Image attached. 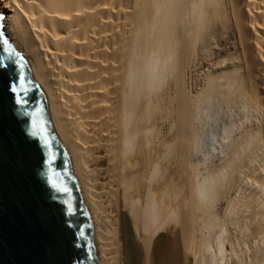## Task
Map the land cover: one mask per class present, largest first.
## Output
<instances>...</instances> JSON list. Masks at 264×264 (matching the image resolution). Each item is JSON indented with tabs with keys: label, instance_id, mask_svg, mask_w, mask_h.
Here are the masks:
<instances>
[{
	"label": "bare ground",
	"instance_id": "obj_1",
	"mask_svg": "<svg viewBox=\"0 0 264 264\" xmlns=\"http://www.w3.org/2000/svg\"><path fill=\"white\" fill-rule=\"evenodd\" d=\"M0 11L47 97L100 264H264V0ZM193 56L222 71L191 96Z\"/></svg>",
	"mask_w": 264,
	"mask_h": 264
},
{
	"label": "water",
	"instance_id": "obj_2",
	"mask_svg": "<svg viewBox=\"0 0 264 264\" xmlns=\"http://www.w3.org/2000/svg\"><path fill=\"white\" fill-rule=\"evenodd\" d=\"M4 18L0 11V264H100L47 97L3 30ZM53 181L59 189L51 187ZM65 187L66 193L60 190Z\"/></svg>",
	"mask_w": 264,
	"mask_h": 264
},
{
	"label": "rangeland",
	"instance_id": "obj_3",
	"mask_svg": "<svg viewBox=\"0 0 264 264\" xmlns=\"http://www.w3.org/2000/svg\"><path fill=\"white\" fill-rule=\"evenodd\" d=\"M195 56H197V51H196ZM194 58H196V60ZM215 62L216 60L210 61L209 59H204L201 57H199L197 61V57L193 56L190 64H188V66L186 67L187 69L185 68L186 69L185 71V81H186L185 83L186 84L185 85L187 87V91L191 94V96L193 94H197V92L200 91V89L203 90L202 88L206 90L207 87L205 86L209 85V81H210L209 79H211L210 76L213 77V75L216 76L217 74L221 73L220 71H222V69L215 68L216 67L215 64H212ZM213 121L214 120H211V124L214 123Z\"/></svg>",
	"mask_w": 264,
	"mask_h": 264
},
{
	"label": "snow or ice",
	"instance_id": "obj_4",
	"mask_svg": "<svg viewBox=\"0 0 264 264\" xmlns=\"http://www.w3.org/2000/svg\"><path fill=\"white\" fill-rule=\"evenodd\" d=\"M3 35V32H2V30H0V36H2ZM4 44L5 45H7V44H9V41L7 40V39H4ZM20 59L21 60H23V57L21 56L20 57ZM12 92L14 93V94H17L18 95V93H17V88L15 87V86H13L12 87ZM17 104H19L21 107H23L24 106V101L23 100H20V99H17ZM32 127H33V129H35V124L33 123V125H32ZM41 132H43L44 133V138H45V146L47 147V146H49V142H48V140H47V133L43 130V129H41ZM31 135L32 136H36V132L35 131H33L32 133H31ZM50 163H51V161H50ZM51 187L53 188V189H59V185L56 183V182H51ZM61 191H63V192H67L68 191V189L65 187V188H62V189H60ZM69 207V209H70V205L68 206Z\"/></svg>",
	"mask_w": 264,
	"mask_h": 264
}]
</instances>
